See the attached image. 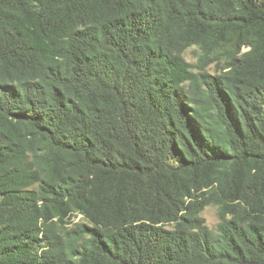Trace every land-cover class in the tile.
I'll return each mask as SVG.
<instances>
[{"label":"trees","instance_id":"1","mask_svg":"<svg viewBox=\"0 0 264 264\" xmlns=\"http://www.w3.org/2000/svg\"><path fill=\"white\" fill-rule=\"evenodd\" d=\"M0 264H264V0H0Z\"/></svg>","mask_w":264,"mask_h":264},{"label":"rangeland","instance_id":"2","mask_svg":"<svg viewBox=\"0 0 264 264\" xmlns=\"http://www.w3.org/2000/svg\"><path fill=\"white\" fill-rule=\"evenodd\" d=\"M246 50H248V47H244L242 49L243 52ZM199 53H200V50L196 46H193V47H190L189 49L186 50L184 56L188 62L196 65L198 63V54ZM215 67L216 66L213 63L212 65H210L208 67V70L210 72L214 73L216 70ZM202 215L206 218L207 225L211 229L216 230L218 222H219L217 206L210 205V206L206 207L204 212L202 213ZM75 220L76 221H79V220L82 221L83 218H81V216H77V217H75Z\"/></svg>","mask_w":264,"mask_h":264}]
</instances>
